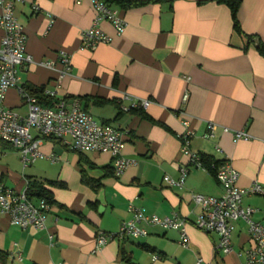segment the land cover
I'll use <instances>...</instances> for the list:
<instances>
[{"label": "crops", "instance_id": "1", "mask_svg": "<svg viewBox=\"0 0 264 264\" xmlns=\"http://www.w3.org/2000/svg\"><path fill=\"white\" fill-rule=\"evenodd\" d=\"M198 1L203 0L114 7L125 31L117 36L108 23H99L112 41L92 52L79 50L80 35L94 20L89 3L26 0L15 5L33 60L19 70L21 85L42 87L66 107L78 100L98 123L123 133V156L136 163L115 176L109 155L77 154L61 141L43 139L39 150L44 157L24 166L18 152L0 140L1 185L21 191L30 180L56 183L47 186L53 204L43 230H22L0 216V264H195L198 257L207 264H245L243 251L250 241L243 221L233 223L228 255L215 252L216 233L204 234L193 226L200 211L193 195H222L215 177L192 168L182 188L168 186L164 177L176 180L180 168L190 167L180 152L186 120L193 133L192 153L228 160L240 174L239 187L264 186V58L245 37L264 44V0H242L238 22L243 35L233 32L226 6ZM2 36L0 31V40ZM60 50L71 55V68L57 86V72L39 63H57ZM123 94L150 104L122 112ZM4 104L20 116L27 114L14 89ZM208 123L215 125L212 138L205 137ZM235 131L251 139L233 142ZM129 204L159 218L184 217L188 245L179 244L176 230L148 227L145 238L113 240L94 250L97 232L116 233L130 218ZM242 206L264 211V197L245 196ZM252 220L264 226L261 213Z\"/></svg>", "mask_w": 264, "mask_h": 264}, {"label": "built area", "instance_id": "2", "mask_svg": "<svg viewBox=\"0 0 264 264\" xmlns=\"http://www.w3.org/2000/svg\"><path fill=\"white\" fill-rule=\"evenodd\" d=\"M24 1L26 0H0V31L3 32L0 40V140L20 153L24 166L35 159H42L44 156L39 150L41 141L54 138L60 140L69 151L77 154L94 152L109 155L112 158L115 176L121 175L136 163L123 156L125 146L123 133L109 125L98 123L82 108L78 100L72 101L69 107H66L63 101H59L52 108L40 106L36 98L29 95L21 85L20 68L33 63L31 56L26 52L27 38L24 29L15 16V5ZM82 2L90 4L94 11V20L92 25L80 35V51L92 52L101 44L111 43L112 38L98 27L101 22L108 23L117 36L124 33L126 23L117 9L109 6L104 0H75L77 5ZM50 28L51 24L46 32H49ZM56 64L61 69L56 70ZM39 65L57 72L56 83L59 86L62 78L70 71L71 55L67 51L60 50L57 53V63L55 60H47ZM10 89L16 90L26 106L25 116H20L5 106V97ZM46 95L54 94L48 92ZM187 98L188 95L185 93L183 102H186ZM120 101L122 112L146 109L150 104L147 100H134L128 94H123ZM182 125L185 131L180 136V152L188 159L190 167L180 168L179 177L176 180L169 176L164 177L168 186L177 188L183 187L190 169L208 172L200 156L189 150L193 133L188 129V122L183 120ZM214 129L215 125L208 123L205 137L212 138ZM32 131L36 136H32ZM223 131L228 132L227 129ZM249 139L251 137L244 131L233 132V142ZM216 151L221 152L218 147ZM209 169L213 171L223 192L220 197L193 195V203L200 209L195 216L193 226L204 234L216 233L218 240L214 246L215 252L228 255L232 252L233 223L243 221L247 226L250 241V246L243 251L244 262L245 264H264V226L252 220L255 213H261L264 217V211L242 206V199L245 196L264 197V186L253 182L246 187H239L240 174L228 160L219 161L216 165L212 163ZM49 209L50 205L45 200H29L25 187L21 191H15L0 184V216H7L12 226L22 230H43ZM127 212L130 218L120 224L116 233L97 232L95 234L94 250L103 248L113 240L145 238L148 236V227L176 230L180 235L179 244L184 247L188 245L187 221L179 214L173 213L159 218L156 215L145 214L142 208L133 204L128 205ZM49 241L51 243L52 236H49ZM195 264L207 263L198 257Z\"/></svg>", "mask_w": 264, "mask_h": 264}, {"label": "trees", "instance_id": "3", "mask_svg": "<svg viewBox=\"0 0 264 264\" xmlns=\"http://www.w3.org/2000/svg\"><path fill=\"white\" fill-rule=\"evenodd\" d=\"M109 6L112 7H116L118 9H122V10H127L130 8H135V7H140L143 6L145 4H148L150 2L153 3H158L161 1H174V0H104ZM214 2L218 5H224L228 8L229 13H230V18H231V22H232V30L234 33L239 34V35H243L242 31L240 29V25L238 22V10L239 7L241 5L242 0H203V1H198L197 4H203L206 2ZM248 40V45L250 43L254 44V47L256 49V51L258 52V54L264 58V44L259 42V40L253 38L252 36H246ZM24 90L31 95L32 97H35L38 104L40 106H44V107H54L56 104H58L59 102L57 100H55V98L53 96H48L44 93V88L42 87H33V86H23ZM138 109L135 110H130L129 112H134ZM46 140H58V139H54V138H47ZM60 141V140H58ZM201 158V162L203 163V165L206 167V169L208 170V172L214 176V173L212 170L209 169L210 164H218L219 161H215L212 160L210 158L204 157V156H200ZM56 185L55 182H45V183H41L35 180H30L27 181L26 185H25V192H26V196L29 200L31 201H38V200H45L49 205L53 204V198L52 195L50 193V191L47 189V186H54ZM92 189L96 190L99 187V183H96L94 185L91 186Z\"/></svg>", "mask_w": 264, "mask_h": 264}, {"label": "rangeland", "instance_id": "4", "mask_svg": "<svg viewBox=\"0 0 264 264\" xmlns=\"http://www.w3.org/2000/svg\"><path fill=\"white\" fill-rule=\"evenodd\" d=\"M20 155V153H18ZM21 156V155H20Z\"/></svg>", "mask_w": 264, "mask_h": 264}]
</instances>
